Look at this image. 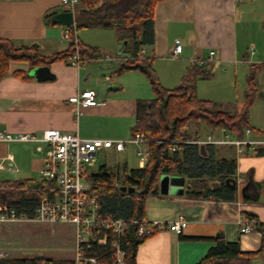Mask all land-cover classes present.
<instances>
[{
  "label": "crops",
  "instance_id": "1",
  "mask_svg": "<svg viewBox=\"0 0 264 264\" xmlns=\"http://www.w3.org/2000/svg\"><path fill=\"white\" fill-rule=\"evenodd\" d=\"M246 3L245 0H164L155 10L154 45L147 47L148 56L153 57L154 62L174 64L178 68L181 82L187 71L196 65L194 61L207 59L210 51L216 52L217 64L220 65L242 61L240 59L243 52L238 39V11ZM64 11L71 9L62 5V0H0V37L10 40L19 49L36 48L43 57L64 52L70 46V42L64 37L68 28L48 24L46 19L50 14ZM89 30L108 32L104 36L110 43L104 49L112 52H101L98 48L100 55L116 51L111 50L115 43H119L113 29ZM80 32H76L78 42L90 45L88 37L82 40ZM178 39L182 43V52L175 59L173 52ZM246 56H243L244 61ZM49 68L55 78L39 81L14 75L17 71L29 74V64H11L10 74L0 82V132L39 134L46 130H59L64 133L77 132L84 139L128 138L126 136L135 124L138 99L142 98H137L138 94L133 99L128 98V95L122 97L114 93L123 90L118 80L123 73L118 72L119 64L88 60L82 66L56 62ZM206 70L210 76L197 77V91L199 81L213 76V65ZM137 72L138 70H128L125 73L129 78L134 77L130 91L136 93L148 89L146 79ZM100 76L104 79H100ZM84 90L94 91L98 103L95 107L81 108V114L77 117V107L69 99ZM249 123L253 130L244 139L254 144L244 146L243 153H238V148L230 144L216 145L222 148L231 146L236 153L242 155L237 161V177L241 180L240 183L237 182V201L221 202L213 198L197 199L184 195H162L160 192L158 196L148 197L145 203V219L148 222L166 225L183 217L188 221V226L181 236L166 229H157L155 235L138 247L136 264H198L215 245L211 239L219 235L224 236L228 242H239L244 252L259 251L262 232L258 226L264 223V202L260 200L262 196L257 188L260 189L264 184V156H257L254 151L257 147L264 148V127L253 124L250 119ZM208 136L215 140H236L230 133L222 131L212 132ZM245 147L253 155L244 156ZM37 148L38 145L33 143H0V183L35 180L40 177L47 148L44 147L42 152ZM244 175H249V179L243 178ZM12 177L14 180H10ZM188 181L186 178L187 186ZM243 212L256 216L255 227L247 234L240 232ZM55 225L73 227L75 238L73 225ZM74 249L75 247L71 248V262L74 260ZM63 251L68 249H62L59 254ZM253 264H264V259L260 255L256 256Z\"/></svg>",
  "mask_w": 264,
  "mask_h": 264
},
{
  "label": "trees",
  "instance_id": "2",
  "mask_svg": "<svg viewBox=\"0 0 264 264\" xmlns=\"http://www.w3.org/2000/svg\"><path fill=\"white\" fill-rule=\"evenodd\" d=\"M164 0H79L74 10L75 25L67 27L71 40L76 32L83 29H113L119 44L123 45L127 55L135 60L123 63L119 73L138 70L150 80L155 91L153 100H138L135 124L132 136L143 134L149 142L150 159L143 168L130 169L127 164L112 170L100 165L95 173L87 175L92 191L99 188L101 214L126 223L122 238V249L126 253L124 264H136L138 247L158 230L139 234L141 227L150 224L145 219L146 199L158 196L160 178L163 174H175L189 179L184 196L197 199L213 198L221 202H235L238 199L237 159L222 154V146L197 145V135L191 137L185 129L189 122L199 126L206 124L212 132L225 130L236 140H243L249 123L250 108L258 96L255 74L264 69V64L252 66L253 74L249 78L245 104L240 111L221 110L216 103L201 100L197 94L196 79L199 75L210 76L207 70L195 65L183 77L180 86L173 90L162 88L153 69L154 58L138 59L142 49L154 45V16L159 3ZM54 16H46L48 24ZM80 53L87 59L100 55L99 50L77 43ZM74 43L64 52L43 57L36 48H16L13 43L0 37V82L10 74L13 62H24L30 68L48 66L56 62H67L75 53ZM15 76L33 79L29 74L15 72ZM176 147L172 151V147ZM204 147V150H202ZM232 148V147H231ZM257 156H264V148L257 147ZM41 184V189L35 188ZM215 184L218 187L215 188ZM48 184L35 180H16L0 183V206L7 205L28 216L41 199ZM134 188L133 193L123 192L121 188ZM248 221L256 216L243 212ZM262 232L261 248L257 252H244L239 242H228L219 235L213 239L214 246L198 264H253L256 256L264 259V223L259 224ZM107 248L94 246L93 255L97 264H112ZM41 257L1 258L0 264H51ZM71 263V262H70ZM55 262L53 264H70Z\"/></svg>",
  "mask_w": 264,
  "mask_h": 264
},
{
  "label": "built area",
  "instance_id": "3",
  "mask_svg": "<svg viewBox=\"0 0 264 264\" xmlns=\"http://www.w3.org/2000/svg\"><path fill=\"white\" fill-rule=\"evenodd\" d=\"M62 5L67 6L72 12L79 5V0H62ZM64 37L76 47L75 53L67 60L71 66H82L88 60H96L99 63L123 64L135 60L127 55L124 48L115 53L99 55L96 58L87 59L80 53L75 38L71 40L69 29ZM182 52L181 40H176L173 58L177 59ZM148 57L147 48L142 49L138 59ZM216 57L215 51H210L207 59L194 61V64L202 69H208L213 65ZM71 104L77 107L78 117L81 108L95 107L97 95L94 91L84 90L69 99ZM222 132H226L222 130ZM251 133L246 130L245 135ZM0 143H33L38 145V151L47 148L40 170L41 182L48 184L43 190L45 196L41 199L33 214L28 216L20 213L7 205L0 206V226L5 223H40V224H71L75 227V249L74 260L70 264H97L98 258L93 255L94 246L107 248L112 261L115 264H124L126 253L122 249V238L126 231V223L121 219H115L101 214L100 193L92 191L87 180L91 173V167L100 162L102 155L108 151L123 153L127 146L137 147V157L141 168L145 167L150 159L149 142L143 134L132 136L129 140L110 139H84L77 132L64 133L59 130H46L39 134H11L0 132ZM197 145H226L230 144L238 148V153H243L244 146L253 145L249 140H215L208 136L206 140H197ZM176 147H172L175 151ZM241 180L238 179V183ZM41 184L35 188L41 189ZM254 221L242 219L240 221V232L247 234L255 227ZM188 226V221L180 217L166 225L150 223L141 227L139 234L151 233L152 228L166 229L181 236Z\"/></svg>",
  "mask_w": 264,
  "mask_h": 264
},
{
  "label": "rangeland",
  "instance_id": "4",
  "mask_svg": "<svg viewBox=\"0 0 264 264\" xmlns=\"http://www.w3.org/2000/svg\"><path fill=\"white\" fill-rule=\"evenodd\" d=\"M245 1L247 3L241 5L238 11V39L243 52L240 59L242 61L235 64L221 63L220 65L217 64L218 58L216 59L215 57L212 71L213 76L205 81H199V91H197L201 99L212 101L219 105L221 104L223 110L232 113L240 111L245 104L246 92L249 89V78L253 74L252 66L255 64H264V0ZM80 31L82 33L80 34L82 40L87 36L91 43L87 45L85 42V46L99 48L101 52H112L104 49V46L110 43L104 36L108 32L89 29ZM122 47V44L115 43V47L111 48V50L118 51ZM245 55L247 56L244 61L243 56ZM153 69L162 88L173 90L180 86L181 80L178 77V68H175L174 64L157 61L153 63ZM126 72H123L122 76L118 78L120 84L123 86V90L114 93L122 97H127L128 95V98L133 99L138 94L137 98H142L138 100H153L156 98L150 80L140 71L137 73L146 79L148 89H142L138 93L136 91H130L133 86L134 77L129 78V75L125 74ZM100 79L104 78L100 76ZM97 80L100 82L99 78ZM254 81L258 88V99L254 102L252 108H250V120L253 124H259L264 127V70H258L256 72ZM185 131L191 137H195L198 134L197 138L199 140H206L208 138L207 136L212 134L211 129L206 124L201 123L198 126L194 121L188 123ZM126 137L128 138L124 140H129L132 137L131 131L128 132ZM228 139L231 138L228 137ZM220 149L223 155L234 157L237 161L242 157L231 146H224ZM137 151L138 149L134 145L127 146V151L124 153L118 154L110 151L106 156L102 155L100 162L91 167L90 170L92 173H95L100 165H107L110 169L114 170L118 166L122 167L124 164H128L130 169H137L139 168ZM251 154L253 155L245 147L244 156ZM248 177L249 175H244L243 178L248 180ZM10 180H14V177ZM35 180L36 182L42 181L40 177H37ZM257 192L262 196L260 200L264 202V184L260 189L257 188ZM0 227V258L37 257L39 255L40 257L48 259L47 262L51 264L55 262L70 263L73 258L71 248L75 247V238L74 229L71 226L5 223ZM62 249H68V251H63L62 254H59ZM112 264L115 263L112 261Z\"/></svg>",
  "mask_w": 264,
  "mask_h": 264
},
{
  "label": "water",
  "instance_id": "5",
  "mask_svg": "<svg viewBox=\"0 0 264 264\" xmlns=\"http://www.w3.org/2000/svg\"><path fill=\"white\" fill-rule=\"evenodd\" d=\"M51 23L53 25L65 27L73 26L75 25V14L72 11L57 13L52 17ZM29 76L39 81L52 80L55 78V75L51 73L48 66L35 67L31 69ZM202 150H204V147H202ZM187 187L185 176L163 174L160 178L159 192L162 195L183 196ZM216 187H218V184H215V188ZM121 190L128 193L134 192V188L123 187Z\"/></svg>",
  "mask_w": 264,
  "mask_h": 264
}]
</instances>
